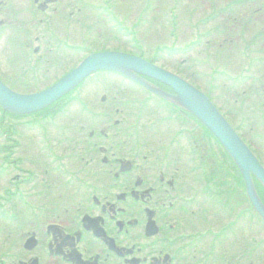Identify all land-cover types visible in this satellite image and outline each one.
Masks as SVG:
<instances>
[{
	"label": "flooded vegetation",
	"instance_id": "flooded-vegetation-1",
	"mask_svg": "<svg viewBox=\"0 0 264 264\" xmlns=\"http://www.w3.org/2000/svg\"><path fill=\"white\" fill-rule=\"evenodd\" d=\"M91 1L0 0V29L12 27L27 49L0 77L14 87L57 78L70 66L63 43L85 29ZM208 2L240 32L225 43H264V35L245 39L264 32V0ZM244 62V92L229 88L228 74L220 82L207 73V84L238 92L230 118L264 127V57ZM89 91L94 101L97 89ZM82 100L68 99L44 121L0 111V264H264L260 222L243 215L244 186L206 166L205 146L194 166L200 146L196 133L187 139L195 122L163 119L164 108L128 87L102 105ZM53 115L63 117L55 138ZM27 187L32 197L21 198Z\"/></svg>",
	"mask_w": 264,
	"mask_h": 264
},
{
	"label": "rangeland",
	"instance_id": "rangeland-1",
	"mask_svg": "<svg viewBox=\"0 0 264 264\" xmlns=\"http://www.w3.org/2000/svg\"><path fill=\"white\" fill-rule=\"evenodd\" d=\"M146 2L153 5L150 10L146 9V7H148V3ZM128 4L126 5L123 0H117V4L114 8L115 13L112 14L103 10L105 5L104 0L91 1L88 3V11L94 13L89 16L86 15V19H88L86 22V29L81 32L70 33L69 37L67 38L68 43L66 45H68V55L73 57V59L70 60V66L67 69L78 62L82 54L88 53V50L90 49L88 47H93V49L120 48L127 51L138 47L151 58L161 57L158 58L159 63H165L168 68L174 69L176 71L182 69L181 72L183 74H189L190 71L195 72L196 76L194 77V80L197 82V84H199L206 91L213 90L212 93L219 99L218 102L220 105H231V99L233 98L232 95H237L238 92L235 91V94L232 92L229 93V91H227V87L225 89H223V87L221 88V84L217 85L218 89L213 87L211 90L210 85L207 84L209 81H207L206 74L211 70H220L221 67L226 64V59L222 57L226 55H236L238 50L242 51L241 49L248 46L249 43H245V45H243V43H239L236 44L237 46L235 47H233V45L228 46L226 43H220L218 39H216V35H218L216 34L214 36L211 35L207 39V41L210 40L211 43H203L200 48L194 50L193 48H189L190 45L193 44L192 42L194 40L187 27V15L184 17L181 16L183 23L181 27L182 37L178 38L177 32L179 33L180 30L176 31L178 26L174 25V23L178 22V20H176V18H174V16L171 14L172 8L174 7L172 1L131 0V6ZM201 13H203V15H200L199 18L205 19L206 13L207 15H211L213 10L210 7H205V12ZM220 23L223 24L221 17H219L215 23L204 27L203 31L209 30L214 26H219ZM5 29H0V73L2 75H11L7 70L8 68L6 65L11 63V66L13 67V62L20 60L21 57H24L27 54V49L24 46L25 43H19V36L12 30V27ZM248 38L251 37L249 36ZM13 40L15 43H13ZM258 45L263 44L258 43L254 46L251 45L253 48H246V52L252 56L259 55L254 54L257 48L255 46ZM224 46L231 47L232 51H228L229 49L225 48ZM77 48H79V50H76ZM174 51H177L176 55ZM189 51L191 53H188ZM30 52L32 51H29V54L33 56V54ZM222 52H224V56H222ZM260 55H264V53ZM228 57L230 61L231 57ZM181 59H187L189 61L182 68L180 67L179 63ZM237 59L240 60L239 57H236L233 61ZM205 60L208 62L207 65L203 64V61ZM223 61L225 62L224 64ZM234 65L237 68L236 75H240L241 64L235 63ZM201 76H204L205 79L202 80ZM101 77L102 76H96L95 78L90 79L84 85V92L87 94L88 89L86 90V88H102L100 90V94H103L101 93L103 90L111 88L113 82L108 84L107 78L112 76L105 75L106 78H103L104 82H101ZM8 79L10 78H7V80ZM35 82L36 87L41 88L52 82V80L37 79ZM84 92H82L80 96L81 98L86 99ZM97 101L99 103L98 99ZM91 102L95 103L96 101L93 102L91 100ZM225 107L229 108V106ZM167 114H170V112L165 109L164 116ZM245 129L247 130V127ZM262 132L259 133L260 136L262 135ZM55 135L58 136V134L54 132V138L56 137ZM246 135L248 136V134ZM258 140L264 147V136H261L258 138ZM211 143L213 147L212 151L216 156V160L221 161L223 164L225 161V168H231L232 164L230 160L224 156L223 151L217 141L213 139ZM60 152L61 150L58 149L57 153ZM259 154L262 157V162L264 163V152L259 151ZM27 189H29V187L20 190V195L25 198H30L32 197L33 192L29 190L27 191Z\"/></svg>",
	"mask_w": 264,
	"mask_h": 264
},
{
	"label": "water",
	"instance_id": "water-1",
	"mask_svg": "<svg viewBox=\"0 0 264 264\" xmlns=\"http://www.w3.org/2000/svg\"><path fill=\"white\" fill-rule=\"evenodd\" d=\"M98 70L121 72L143 84L155 94L195 114L218 137L233 161L241 169L248 195L255 209L264 218V203L260 199L254 182V175L264 186V166L247 144L219 112L209 97L178 75L167 71L142 57L123 52L94 53L82 61L72 72L64 76L49 89L30 95L18 94L0 80V104L15 113L38 111L76 87L89 74ZM139 74L153 77L169 85L176 95L167 93L150 84Z\"/></svg>",
	"mask_w": 264,
	"mask_h": 264
}]
</instances>
